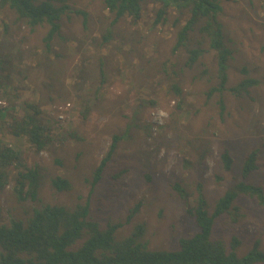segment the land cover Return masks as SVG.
<instances>
[{"label": "rangeland", "instance_id": "1", "mask_svg": "<svg viewBox=\"0 0 264 264\" xmlns=\"http://www.w3.org/2000/svg\"><path fill=\"white\" fill-rule=\"evenodd\" d=\"M221 3L219 19L232 57L227 89L211 97L219 81L217 53L199 27L189 45L172 51L187 9L171 7L167 21L154 25L160 5L146 0L141 18H121L105 42L113 16L104 0H74L73 10L88 12L87 23L75 11L64 15L62 33L48 50L47 26L32 31L0 5V107L35 103L52 139L37 150L27 137L4 127L10 116L5 123L0 119V145L19 150L23 163L40 173L37 199L20 201L14 190L19 169L8 166L12 179L0 188V223L25 218L44 204L73 207L90 198L92 219L102 226L122 223L117 239L143 223L150 248L176 250L182 236L198 230L188 209L202 194L212 212L217 199L243 179L245 155L254 149L258 168L246 181L264 188V0ZM200 41L208 51L194 67L186 66L189 46ZM247 75L258 84L233 90ZM115 135V151L90 193L88 180ZM225 150L234 158L230 170L221 159ZM57 176L69 179L72 188H55ZM234 205L231 214L216 219L213 238L231 249L236 237L240 256L257 240L264 250V207L242 193Z\"/></svg>", "mask_w": 264, "mask_h": 264}, {"label": "trees", "instance_id": "2", "mask_svg": "<svg viewBox=\"0 0 264 264\" xmlns=\"http://www.w3.org/2000/svg\"><path fill=\"white\" fill-rule=\"evenodd\" d=\"M74 0H0V5L11 9L17 19L25 23L32 31L40 26H47L44 42L51 49L54 38L62 33L64 15L75 11L84 16L87 23L88 12L71 7ZM146 0H104L105 7L113 18L105 42L112 37V27L123 17L141 18L143 3ZM160 5L155 12L154 25L167 21L171 7L182 12L187 9L189 16L184 25L177 31L172 51L189 45L191 33L199 27L203 38L209 41V47L217 53L218 85L211 87L209 96L222 94L227 89L229 80V60L232 50L227 45L224 26L219 19L223 10L221 0H153ZM181 12V13H182ZM203 41L187 50L186 66L194 67L200 58L208 51ZM0 55V67L3 65ZM243 73L248 74L246 68ZM258 80L246 76L233 90L247 91L249 87L258 84ZM1 86V84H0ZM179 88L177 87V90ZM178 92H180L178 90ZM221 108L225 107L223 98ZM11 110L13 111L10 114ZM42 109L33 102L17 109L0 107V119L10 116L4 127L16 137H27L37 150L46 149L51 143L50 128L41 120ZM72 134V133H71ZM119 136L115 135L107 155L92 174V187L102 179L106 165L115 151ZM258 149L245 155L242 166L243 179L221 195L212 212L207 208L206 199L202 194L197 198V204L188 209L194 218L198 230L179 239L176 250L152 249L144 241L145 224H137L132 233L121 239L116 238L117 229L122 223L102 226L90 216V198L79 202L73 207L59 204H44L36 207L25 218H12L9 222L0 223V264H259L264 263V250L260 241H255L248 253L240 256L237 253L240 241L234 237L231 249H228L221 239L213 238L215 221L224 214H231L239 194L255 198L264 207V188L248 183L246 178L258 168ZM226 170L232 168L234 158L228 150L221 154ZM16 164L18 175L15 177L14 190L17 199L25 201L36 200L40 183V173L36 167L23 163L21 152L7 144L0 145V188L3 189L11 181L8 166ZM121 171L119 174H121ZM118 176V174L116 175ZM53 185L58 190H69L72 183L69 179L57 176ZM174 188L181 196L187 198L183 188L175 184ZM138 206L129 214L131 220Z\"/></svg>", "mask_w": 264, "mask_h": 264}]
</instances>
